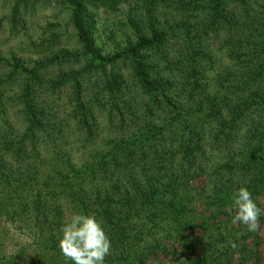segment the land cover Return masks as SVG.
I'll return each mask as SVG.
<instances>
[{
    "label": "trees",
    "instance_id": "obj_1",
    "mask_svg": "<svg viewBox=\"0 0 264 264\" xmlns=\"http://www.w3.org/2000/svg\"><path fill=\"white\" fill-rule=\"evenodd\" d=\"M19 1L29 0H16L15 8ZM63 1L70 9L80 53L57 51L50 59L61 62L36 59L32 64L0 56L7 61L0 62V216H11L14 222L29 221L27 228L34 243L41 253L43 249L55 254V264H71L58 245L60 228L71 218L63 216L65 206H71L74 214L92 215L100 222L111 241L104 264H147V259L151 261L157 254H166L173 261L182 259L181 264H264V215L257 230L245 234L248 242L241 236L243 244L226 225L215 234L212 231L222 209L229 211L233 206L235 214L232 197L240 187H247L254 200L264 195V145L247 148L242 162L222 164L230 184L216 187L215 198L204 200L199 213L186 204L190 199L187 184L177 189L181 179L193 180L199 173L192 176L183 170L181 174L173 168L178 158L188 165L195 162L204 123L211 124L213 136L229 138L255 97L261 105L258 109L264 110V64L249 66L253 55L244 60L237 50H229L233 62H245L238 65L246 68L238 71L244 77L234 84L218 80L216 85L225 88L222 95L202 90L206 83L197 65L205 59L199 58L201 49H194L193 37L207 35L209 29L219 31L225 22L228 27L227 1ZM126 2L132 5L124 19L134 37L113 51L102 50L90 25L89 10L105 7L120 11ZM160 4L174 13L161 24L155 13ZM254 17L244 18L241 29L255 28ZM250 34L264 36V23ZM68 60L75 62H62ZM51 63L82 64L63 73L59 70L54 80L47 67ZM118 63L130 67V79L125 80ZM92 66L102 76L84 82L81 77ZM66 79L71 81L74 99L68 100L72 108L63 115L56 110V100L58 85ZM175 83L180 85L179 92L185 93L183 99L174 97ZM239 87H247L249 97L233 95ZM87 90L90 96L85 98L82 91ZM99 94L102 100L96 103ZM12 108L16 110L11 112ZM102 110L110 126L105 125L107 130L104 120L101 126L97 120V116L103 117ZM77 129L82 131L75 132ZM164 130L172 133L165 137ZM187 131L199 134L196 145H190L193 140L184 134ZM175 133L180 134L178 138ZM76 135L81 137L80 143L70 147ZM251 167L254 169L249 171ZM161 175L168 177L167 182L161 181ZM210 203L217 207L210 208ZM143 211L144 216L139 214ZM34 256L30 264L42 262V255ZM20 261L9 258L0 264H25Z\"/></svg>",
    "mask_w": 264,
    "mask_h": 264
},
{
    "label": "rangeland",
    "instance_id": "obj_2",
    "mask_svg": "<svg viewBox=\"0 0 264 264\" xmlns=\"http://www.w3.org/2000/svg\"><path fill=\"white\" fill-rule=\"evenodd\" d=\"M167 1L171 2V0ZM226 1V19L229 20V22H227L228 27L225 22L224 27L219 31L209 29L207 35L198 34L197 37H193L192 41L195 50H202V53H199V55H201L199 58L201 60L205 59L197 65L203 83H206L205 89L202 90L206 92H214L216 90L219 92L218 94L221 95L225 88H219L220 85H216L217 81L223 79L225 84H234L238 79L244 77V75L238 73V71L246 69L238 67V65L245 62H233V58L229 57V50H237L240 57L244 60L248 58L251 60V56L253 55L254 59L251 60V62H247L249 66H253L258 62L264 64V36L259 35L257 37H252L251 34L249 36V32L251 33L255 28L264 23V0H247L244 5H241L239 1ZM14 2H16V0H0L1 57H5L9 61L17 58V60L19 59L21 62L32 64L36 59H42L43 62H61L57 61V59H50L52 53H56L57 51L70 50L72 54L77 52L80 53L75 31L69 20L70 9L63 0L19 1L16 8L14 7ZM131 5V2H126V4L120 6V11H108L105 7L89 10L90 25L92 26L96 43L102 50L113 51L124 46L128 38L134 37L132 28L126 24V19H124L126 9L131 7ZM166 6L167 5L160 4L157 7L158 11L155 10V13H158L156 16L159 24L163 22L164 18H172L174 15V13L170 11L172 9H168ZM141 13L143 14V11ZM251 17L255 18V28L241 29L240 24L242 20H244V18L249 20ZM240 36L243 40L240 39ZM253 39L254 44L252 43ZM245 42H247V44H245ZM249 46H254L253 48L256 46V49H252V47ZM207 56L211 58H207ZM208 60L211 62H208ZM0 62L7 61H5L4 58H0ZM62 62L75 61L68 60ZM81 64L82 63H80V65L63 64V66H59L51 63L47 64V67L49 68L48 72L51 78L55 80L61 72H66L74 67L78 69L81 67ZM119 64L120 63H118V65ZM118 69L122 72L125 80L131 78L130 67L124 66L122 63L119 65ZM59 70L61 72H58ZM101 74L102 72L99 71V69L92 66L89 72H84L81 79L84 82L88 81L89 78L99 79L100 76H102ZM203 74L206 77L203 78ZM70 83L71 81L66 79L58 85L59 93L56 100V110L60 109L63 115L66 110L72 108V104L69 101L74 99L70 90ZM239 88L234 91L233 95L240 93L243 97H249L248 88L253 87L240 88V90ZM173 89L175 98L179 97L183 99L186 96L184 95L185 93L179 92V84L175 83ZM47 91L49 92V90ZM54 93L56 92L54 91ZM82 93L85 94V98L90 96V90L82 91ZM201 94H205V92ZM254 99L255 101L250 105V109H245L244 116L236 121L238 124L232 130L233 133L229 138L226 136H220V138L213 136V128L210 123L206 122L202 125L204 134L200 141L201 148L196 150L198 157H196L195 162L192 163V165H188L187 163H182L183 161L178 158V160L175 161L178 162V164L173 163V168L175 167L181 174L183 170H185V173L192 176L199 173L193 180L188 179L186 181L185 178L181 179L180 185L177 188L180 190L181 188H185L184 185L187 184L190 199L186 204L196 212H201L204 200L212 202L213 198H215L216 187L219 189L223 188L225 183L230 184V181L227 180L229 176L226 177L227 168H224L222 165L224 162H231L233 165V161L242 162L246 158L247 148L256 143H262L264 145V110L258 109L261 105L257 103V97ZM95 100L96 103L102 100V94L97 95ZM14 110L16 109L12 108L11 112H14ZM102 116L103 117L97 116V120L100 126L103 124L104 120V128L107 130L110 126L105 117V110H102ZM105 125L108 126V128H106ZM80 131L82 130L77 129L75 132L80 133ZM170 132L172 133V131L164 130V136L166 137L167 134L170 135ZM184 134H189L191 136L193 141L190 142V145H196L195 139L199 134H192L189 131L184 132ZM179 135V133L177 135L175 133L174 137L178 138ZM70 137L71 136H69V140L73 141ZM80 138V136L76 135L74 138L75 143L70 147L76 148V145L78 146V143H80ZM173 141L178 142L177 139ZM66 145L69 146L68 144ZM72 150L73 149H71V151ZM181 164L183 165L182 167ZM253 169L254 167H251L249 171ZM167 178L168 177L161 175V181L167 182ZM258 199L259 201L255 200L257 205L264 210V195L259 196ZM210 206V208L217 207L215 203H210ZM143 212H139V214L144 216L146 213L145 211ZM222 213L223 215L213 224V233L215 234V232L221 230L222 224L226 225L236 231L235 235L239 239V242L243 244L245 239L242 237L246 236L248 239L249 237L245 234L249 231L240 223L232 224V219L235 215L234 212L222 209ZM72 215H74V213H72L71 206L70 208L65 206L63 208V216L70 218ZM5 217L6 215L0 216V261H6V259L9 258H17L21 260L20 262L22 263L30 264L32 256L37 254L40 256L42 255V262L39 261V264H55L57 262V260L55 261V259L52 258L56 256L55 254L49 251L46 252L43 249L41 253L40 249H38L33 240L35 238L30 234L27 228L29 221L23 220L14 222L11 220V216L7 219ZM142 218H138L139 221ZM262 235L263 243L261 244V249L264 251V226L262 227ZM249 239L246 242H248ZM193 255H195V253ZM152 257L154 259L151 261L150 258L147 259V264H181V261H183L182 259L173 261V259L166 254H157L151 256V258ZM119 264L127 263L122 262Z\"/></svg>",
    "mask_w": 264,
    "mask_h": 264
},
{
    "label": "clouds",
    "instance_id": "obj_3",
    "mask_svg": "<svg viewBox=\"0 0 264 264\" xmlns=\"http://www.w3.org/2000/svg\"><path fill=\"white\" fill-rule=\"evenodd\" d=\"M232 200L235 209L232 224L240 223L247 231H256L264 210L257 205L252 192L240 187L233 193ZM60 233L59 249L71 264H104L110 254L111 241L95 216L74 214L61 226ZM232 247H236L235 243Z\"/></svg>",
    "mask_w": 264,
    "mask_h": 264
}]
</instances>
